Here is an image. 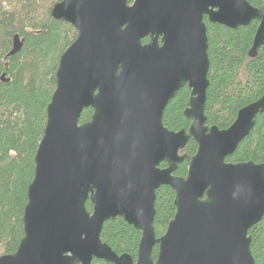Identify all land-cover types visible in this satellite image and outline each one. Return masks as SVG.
<instances>
[{"label":"water","instance_id":"1","mask_svg":"<svg viewBox=\"0 0 264 264\" xmlns=\"http://www.w3.org/2000/svg\"><path fill=\"white\" fill-rule=\"evenodd\" d=\"M51 17L77 36L58 61L23 235L0 264H255L248 231L264 215V163L226 158L264 113V92L227 129L207 125L204 18L231 30L258 21L248 52L254 58L264 43V13L245 0H61ZM20 47L15 36L9 55ZM184 86L190 125L173 132L162 117ZM88 108L90 120L79 123ZM190 139L192 157L182 153ZM184 161L186 176H175ZM161 186L174 191L176 212L157 238ZM116 218L141 233L135 259L100 239Z\"/></svg>","mask_w":264,"mask_h":264},{"label":"trees","instance_id":"2","mask_svg":"<svg viewBox=\"0 0 264 264\" xmlns=\"http://www.w3.org/2000/svg\"><path fill=\"white\" fill-rule=\"evenodd\" d=\"M61 0H0V256L15 252L23 235L22 215L26 189L33 179L34 156L46 122V107L55 90V73L62 53L75 40L76 30L51 17L52 7ZM264 13V0H245ZM132 4L133 0H127ZM207 29L209 69L204 115L208 126L227 129L237 112L258 100L264 92V43L250 58L248 52L258 27L252 21L235 30L211 24ZM21 47L13 55V39ZM147 39L142 40L145 44ZM190 90L180 89L166 106L162 124L170 131H187L190 121L183 112ZM92 110H83L79 123L90 120ZM197 144L190 139L182 153L192 157ZM229 163H264V113L258 115L249 135L243 139ZM160 167H165L162 163ZM184 161L174 175L185 177ZM174 191L161 186L156 191L154 231L162 236L174 218ZM88 212L92 211L89 201ZM141 233L116 218L104 224L100 239L116 254L135 259ZM255 264H264V215L248 231ZM157 246L153 249L155 259ZM91 264H109L93 260Z\"/></svg>","mask_w":264,"mask_h":264},{"label":"flooded vegetation","instance_id":"3","mask_svg":"<svg viewBox=\"0 0 264 264\" xmlns=\"http://www.w3.org/2000/svg\"><path fill=\"white\" fill-rule=\"evenodd\" d=\"M147 39V41H146V43H148L149 41H150V39L149 38H146ZM160 40V39H159ZM145 43V44H146ZM159 45H161L160 43H159ZM161 168H164V167H161Z\"/></svg>","mask_w":264,"mask_h":264}]
</instances>
